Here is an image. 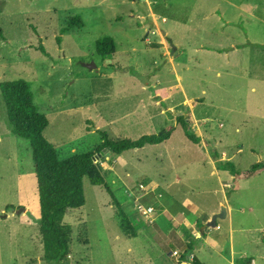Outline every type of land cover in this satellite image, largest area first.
<instances>
[{
  "label": "rangeland",
  "instance_id": "rangeland-1",
  "mask_svg": "<svg viewBox=\"0 0 264 264\" xmlns=\"http://www.w3.org/2000/svg\"><path fill=\"white\" fill-rule=\"evenodd\" d=\"M72 17L83 26L65 31ZM0 27V83L25 79L48 118L46 140L63 158L95 152L106 181L95 186L84 177L86 203L64 217L71 240L62 264H176L175 254L160 258L149 247L140 223L152 225L151 213L140 208L143 219L134 213L136 199L144 208L150 205L149 195L140 192L149 190L150 178L137 176L134 154L159 157L169 150L185 158L192 152L168 111L185 110L196 133L208 125L204 114L220 116L227 143H234L229 153L235 159L227 168L245 171L264 161V0H0ZM104 36L114 38L115 53H97L96 42ZM219 45L238 50L222 58L209 51ZM89 62L96 69L82 65ZM168 125L176 129L167 142L123 153L131 166L108 149L97 152L103 135L137 139ZM126 174L136 186L129 192L117 189L118 176ZM239 183L228 189L235 216L264 221V170ZM189 184L214 187L204 180ZM186 192L208 203L220 198L213 191ZM126 197L133 200L129 224ZM160 199L180 208L168 194ZM250 204L255 209L247 211ZM39 216L31 146L12 133L0 94V264H57L43 258ZM138 242L146 245L140 252Z\"/></svg>",
  "mask_w": 264,
  "mask_h": 264
},
{
  "label": "crops",
  "instance_id": "crops-1",
  "mask_svg": "<svg viewBox=\"0 0 264 264\" xmlns=\"http://www.w3.org/2000/svg\"><path fill=\"white\" fill-rule=\"evenodd\" d=\"M133 1L136 2V0ZM214 48L216 49L209 51L218 52L220 57L225 56L227 59L233 57L234 52L238 50L234 46L219 45ZM207 49L209 48L207 47ZM219 56H217L218 59ZM217 75L221 80L224 77L221 71L217 72ZM203 118V123H208V125H204L203 129H200V133H197L201 137V141L199 143L190 141L193 144L192 152L185 158H182L179 153H170L169 150L166 155H159V157L138 158V153L134 154L136 159L132 162L133 166L137 163V176L143 175L150 178V182L146 185L149 190L140 192L149 195L150 205L147 207L153 209L150 216L152 225L147 226L141 223L140 225L144 227L143 230L146 234L149 233L151 240L149 247L157 249L160 258L167 254L174 256V252L178 251V255L174 256L176 264H258V259L264 260V242H262V240L264 241V221L260 218H257L256 221L247 215L242 216L245 218L238 219L239 217L235 216L237 210L231 202L233 198L228 195V189L233 187L234 182L239 183L242 178L254 176L264 169L251 173L247 171L251 166L244 169L245 171L240 169L238 172L235 168L233 170L219 166L218 161L233 164L235 154L229 153V149L233 148L229 146H234V143H227L220 116L217 115L214 119L204 114ZM209 120H213L214 123L208 122ZM147 145L134 150L144 149ZM241 150L242 148L237 152ZM124 152L120 154L124 164L131 166L132 162L126 158ZM213 154L218 158L215 159ZM128 176V174L118 176L122 180H118L117 189L124 188L126 192H129L131 188L136 187L133 186L131 180L127 179ZM203 180L206 183L211 181V184L214 185L213 189L200 190L199 187L194 188L189 184L190 181ZM238 188H241L240 183ZM186 190H191L196 194L213 191L217 195L220 194V198L217 197L214 203H208L205 200L200 201L196 197H191ZM162 194H168L171 200L176 198L180 202V208L172 209L168 205V201L164 202L160 199ZM132 201L127 197L123 201L128 213L125 215L128 216L129 221L134 219L130 215ZM222 206L226 209V216L222 219L218 218L216 226H208L212 216L220 212ZM144 207L146 206L138 204L136 199L134 206L136 217L143 219L144 216H141L139 210L143 208V212L146 209ZM254 209V204H250L247 211ZM239 211L241 214L245 213L243 207ZM257 225L260 227H256ZM136 233L138 232L135 228L134 236H137ZM144 245L138 242L135 243V248L140 252V250H144ZM189 245H191V249L186 253ZM127 250L130 251V248L128 247ZM183 256L185 257L183 258ZM161 264L173 263L167 261Z\"/></svg>",
  "mask_w": 264,
  "mask_h": 264
},
{
  "label": "trees",
  "instance_id": "trees-1",
  "mask_svg": "<svg viewBox=\"0 0 264 264\" xmlns=\"http://www.w3.org/2000/svg\"><path fill=\"white\" fill-rule=\"evenodd\" d=\"M83 22L76 17L70 18L68 31ZM0 27V36L2 37ZM116 45L113 37L104 36L96 42V51L106 56L115 53ZM0 94L5 105L7 117L13 134L27 139L32 150L33 167L36 173L39 200V230L43 243V258L62 264L70 254L71 229L64 224L68 211L81 208L86 203L83 179L87 177L92 185H106L104 175L95 162L93 151H87L72 157H61L55 146L44 137V129L48 118L39 112L33 102L29 83L25 79L7 80L0 83ZM177 125H180L186 138L192 143H199L201 137L192 128L185 110L168 111ZM176 129L168 125L158 133L145 134L137 139L102 137L97 152L109 149L115 154L130 149L142 148L147 144H159L168 140ZM214 158L218 157L213 154ZM230 162H220L219 166L230 167ZM251 171L264 169V161L252 164ZM14 209L10 205L8 208ZM126 217V215H125ZM126 217V223L129 224ZM191 249L189 245L186 253ZM185 256H183L184 258ZM182 258V257H181Z\"/></svg>",
  "mask_w": 264,
  "mask_h": 264
},
{
  "label": "water",
  "instance_id": "water-1",
  "mask_svg": "<svg viewBox=\"0 0 264 264\" xmlns=\"http://www.w3.org/2000/svg\"><path fill=\"white\" fill-rule=\"evenodd\" d=\"M82 65H83L84 67H86L87 69H89V70H94V69H96V67H97L96 64H95L94 62L82 63ZM108 151H110V150L108 149ZM225 216H226V209H225L224 206H222L220 212H218V213H216V214H214V215L212 216V219H211V221L208 223V226H216L217 219H218V218H219V219H222V218H224Z\"/></svg>",
  "mask_w": 264,
  "mask_h": 264
},
{
  "label": "built area",
  "instance_id": "built-area-1",
  "mask_svg": "<svg viewBox=\"0 0 264 264\" xmlns=\"http://www.w3.org/2000/svg\"><path fill=\"white\" fill-rule=\"evenodd\" d=\"M152 212H153V209H152V208H146V209L143 210V213H144L145 215H147V214H149V213H152ZM174 254H175V255H178V251H175Z\"/></svg>",
  "mask_w": 264,
  "mask_h": 264
}]
</instances>
